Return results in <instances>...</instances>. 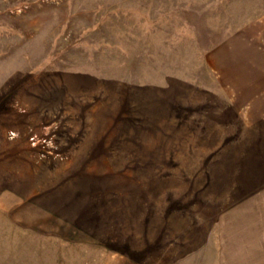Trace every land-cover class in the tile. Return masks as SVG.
Here are the masks:
<instances>
[{
  "label": "rangeland",
  "instance_id": "374dc122",
  "mask_svg": "<svg viewBox=\"0 0 264 264\" xmlns=\"http://www.w3.org/2000/svg\"><path fill=\"white\" fill-rule=\"evenodd\" d=\"M261 89L264 0H0V264H235Z\"/></svg>",
  "mask_w": 264,
  "mask_h": 264
},
{
  "label": "crops",
  "instance_id": "0c3cea01",
  "mask_svg": "<svg viewBox=\"0 0 264 264\" xmlns=\"http://www.w3.org/2000/svg\"><path fill=\"white\" fill-rule=\"evenodd\" d=\"M262 71L259 70L258 72L261 73ZM259 96H264L263 89H261ZM258 112H262L259 116L261 118L264 115V109ZM253 204L248 205L251 208L250 216L246 218L248 220L239 218V224L241 225H237V221L235 225L244 227L247 233H250L249 240L253 241L252 245L255 248L247 247L245 250L237 249L231 252L233 258H236L235 264H264V189L260 190V194H258V198ZM73 250H53L50 255H35L40 257V260H33L32 264H110L112 262V258L109 259L108 263H104L103 260H87L81 255L82 250L80 252Z\"/></svg>",
  "mask_w": 264,
  "mask_h": 264
}]
</instances>
